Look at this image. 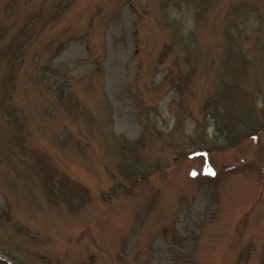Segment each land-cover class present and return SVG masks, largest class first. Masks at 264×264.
Listing matches in <instances>:
<instances>
[{"label":"rangeland","instance_id":"1","mask_svg":"<svg viewBox=\"0 0 264 264\" xmlns=\"http://www.w3.org/2000/svg\"><path fill=\"white\" fill-rule=\"evenodd\" d=\"M0 264H264V0H0Z\"/></svg>","mask_w":264,"mask_h":264}]
</instances>
